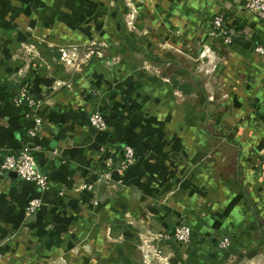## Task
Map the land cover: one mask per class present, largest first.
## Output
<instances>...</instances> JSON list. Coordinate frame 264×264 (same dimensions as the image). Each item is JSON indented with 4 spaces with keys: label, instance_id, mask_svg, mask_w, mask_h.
Wrapping results in <instances>:
<instances>
[{
    "label": "crops",
    "instance_id": "obj_1",
    "mask_svg": "<svg viewBox=\"0 0 264 264\" xmlns=\"http://www.w3.org/2000/svg\"><path fill=\"white\" fill-rule=\"evenodd\" d=\"M165 2L169 23L204 16L209 27L221 13L243 32L221 75L236 106L218 113L211 130L204 111L177 100L193 96L192 84L203 98L186 68L172 65L175 80L178 72L187 75L162 87L133 73L129 45L120 44L106 51L116 62L94 57L76 69L62 63L61 46L129 40L115 14L96 11L104 3L0 0V160L17 152L31 124L10 102L24 86L41 121L32 142L49 183L40 193L12 173L0 177V264H148L143 252L154 244L172 264H228L237 253L264 250V60L251 53L250 40L264 44V14L249 13V0H187L179 8ZM245 56L252 58L246 66ZM91 89L101 93L91 96ZM93 109L103 114L106 130L89 125ZM246 114L254 119L248 145L239 143ZM230 118L235 123L227 124ZM122 145L133 149V162L97 180L96 164L104 155L118 157ZM84 182L90 190L79 189ZM34 197L41 205L26 215ZM178 222L190 229L187 244L170 236ZM145 232L158 240L142 242ZM226 234L230 242L221 249L217 241Z\"/></svg>",
    "mask_w": 264,
    "mask_h": 264
},
{
    "label": "rangeland",
    "instance_id": "obj_2",
    "mask_svg": "<svg viewBox=\"0 0 264 264\" xmlns=\"http://www.w3.org/2000/svg\"><path fill=\"white\" fill-rule=\"evenodd\" d=\"M96 1H98L97 5L101 2L104 3V6H97L96 11L101 14H115L116 20L121 26L123 39L129 38V40H109L107 42L104 40H93L71 47L61 46L59 49L67 54V56L61 59V51L59 52L60 59L64 65L66 63V66H71L72 69H76L78 66L83 65L82 63H88L94 57L102 60L101 63L106 58L111 62H116L118 56H108L106 52L109 50V47L119 48L120 45H125V47L129 45L130 52L128 55L134 61L135 66L132 70L133 73L142 75L148 80H158L165 84L162 87L170 88L169 86L175 85V83L179 84L181 82L180 79L187 75L184 72H178L180 76L178 75L175 80L173 78V70L169 69L172 65L178 66V69L181 70H184V68L188 69L191 77L198 80L196 81L203 90V98L201 100L202 93L196 90L197 85L192 84L194 86L193 96L189 98L181 97L177 98V100L192 106L196 112L204 111L209 116L208 127H210V130V125L216 127L217 117L220 118V116H217L219 115L218 113H232L234 111L236 105L232 99V90L222 81L221 75L224 63L230 55L232 46L239 37L243 36L241 29H236L232 25L233 27L228 28L226 34L228 37H222L215 30L212 31L213 33L211 32L210 23L209 27H207L209 18L204 16H201L199 20L198 16H194L188 20H184V22L178 16L177 18L179 19H177L176 23H169L170 7L165 2L167 0ZM185 1L187 0H175L178 8ZM223 17L225 16L223 15ZM158 27L161 28V31L157 30ZM251 39L253 41V47H257L258 45L264 47V44L258 42L256 38ZM116 44L120 45L117 46ZM222 46L226 49L223 51V54L221 50L224 47ZM253 47L251 48V53L255 55L256 53ZM250 59L252 58L242 57L240 63L244 66L249 65L252 63ZM88 93L96 97L99 96L101 91L91 89ZM239 108L244 110L243 112H248L247 106L243 103L240 104ZM246 116L248 114L243 116V131L240 134L241 138L239 143L248 145L250 138L248 135L249 124H254V119L249 120L250 118H246ZM233 121L235 123V118L233 120L230 118L226 123L232 124ZM203 122L205 123L206 119H203ZM156 234V232H145L142 242L147 244L149 242L151 244V241L159 236ZM227 237L230 242V236L227 235ZM143 253L144 260L148 264H159L161 262L172 264L170 262L172 261V257L170 256L169 258L167 255H163V251L157 248L156 244L147 252ZM245 253L241 252L239 254L237 253L234 257H229L230 263L228 264H264V250L261 253H257L258 255L256 256H250L249 253L245 255Z\"/></svg>",
    "mask_w": 264,
    "mask_h": 264
},
{
    "label": "built area",
    "instance_id": "obj_3",
    "mask_svg": "<svg viewBox=\"0 0 264 264\" xmlns=\"http://www.w3.org/2000/svg\"><path fill=\"white\" fill-rule=\"evenodd\" d=\"M246 9L252 15L261 16L264 14V0H249ZM229 27L233 26L227 17H223L220 13L212 16L210 21L211 32L215 30L218 35L228 37L226 34ZM253 48L255 53L264 60V47L258 45ZM64 56H67V54L61 51V59H63ZM10 102L12 106L23 109L20 114L24 117H29L31 119V124L25 127V137L17 152L7 154L0 160V177L12 173L23 180L31 182L36 190L42 193L49 189V183L46 172L39 167L35 156V151H37L38 146L34 145L32 142L41 122L39 118L32 115V110L36 105V102L24 86L20 87L18 91L11 96ZM88 123L98 131H104L107 128L106 122L98 109L90 111L88 115ZM133 159L134 152L129 145H122L118 157L112 158L111 155H104L101 158V163L96 164L98 169L97 180H110L113 174H120L124 171L133 162ZM79 189L90 190L91 183H81ZM40 205L41 201L39 197L29 199L24 206V213L29 215ZM170 236L180 245L187 244L191 240L190 229L184 223H178L174 227ZM228 245L229 239L227 235L220 236L217 241V246L224 249L227 248ZM145 246L149 248V246Z\"/></svg>",
    "mask_w": 264,
    "mask_h": 264
},
{
    "label": "trees",
    "instance_id": "obj_4",
    "mask_svg": "<svg viewBox=\"0 0 264 264\" xmlns=\"http://www.w3.org/2000/svg\"><path fill=\"white\" fill-rule=\"evenodd\" d=\"M232 25L234 26V28H236V29H240V28L238 27V25H235L234 22L232 23ZM13 108H14L17 112H21V111H23V109L20 108V107H14V106H13ZM244 198H245V197H244Z\"/></svg>",
    "mask_w": 264,
    "mask_h": 264
}]
</instances>
